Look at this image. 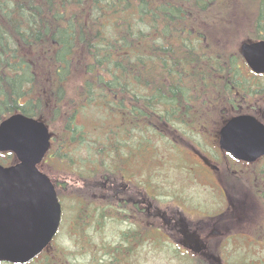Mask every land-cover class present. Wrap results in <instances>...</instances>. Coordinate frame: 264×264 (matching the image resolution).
<instances>
[{"label": "trees", "instance_id": "1", "mask_svg": "<svg viewBox=\"0 0 264 264\" xmlns=\"http://www.w3.org/2000/svg\"><path fill=\"white\" fill-rule=\"evenodd\" d=\"M228 1L235 10L254 11L251 0H0V121L22 112L56 125L58 137L49 128V152L55 146L54 155L70 171L78 167L80 178L91 179L122 154L127 140L148 148L149 137L165 138L158 116L170 129L187 132L189 104L199 120L200 101L229 103L230 96L235 105L234 91L263 96L264 89L244 77L235 45L228 46L234 25L218 38L225 49L204 30L202 15L212 7L222 15ZM256 1L259 15H252L255 27L245 37L264 30V0ZM72 81L78 86L69 94ZM102 122L109 124L104 138ZM12 160L11 152L0 153V163ZM254 172L255 193L264 206V159ZM74 205L78 212L77 200ZM84 207L92 210L88 202ZM83 225L75 223L78 232H85ZM103 243L98 248L117 261L115 254L123 251ZM48 249L26 264L42 255L45 264H76L65 251ZM225 259L222 264H235Z\"/></svg>", "mask_w": 264, "mask_h": 264}, {"label": "flooded vegetation", "instance_id": "2", "mask_svg": "<svg viewBox=\"0 0 264 264\" xmlns=\"http://www.w3.org/2000/svg\"><path fill=\"white\" fill-rule=\"evenodd\" d=\"M251 4L249 3V6L252 8L259 7V2L256 0H251ZM257 15L259 13L255 12L254 17ZM254 21L255 18L253 23ZM251 30L253 31V28ZM259 34L258 37H246L242 42L263 40L264 30H259ZM239 47H237L236 53L243 61L241 70L244 77L247 76L245 78L249 79L251 84L259 85L263 90L264 82H260L259 78L264 79V73H256L248 66L240 54ZM234 92L235 105L230 102V96L226 97L229 103L216 101L213 104L200 101L203 107L208 106L209 109L219 107L221 109V115L216 119L207 115L209 113L207 108L205 115H203L205 112L203 110L202 115L198 116L199 120L193 119L189 104L187 132L170 129L164 119L160 116L157 117L163 125L162 135L168 134L171 137L172 146L169 149L173 152L172 156L176 160V163H173L177 169L184 172L183 175L186 179L187 176H193L200 186L205 187L203 190L215 194L216 199L221 201L219 204L222 203V207L209 208L204 203L201 205V202L194 201L190 195H187V185L184 186V189L165 190L164 185L171 186L172 182H155L149 176L151 173H144L143 160L147 153L146 155L143 153L149 148L143 147V141L129 140V143L127 140L122 154H117L115 160L108 163L107 167L103 169L104 172L97 171L93 175L94 182L102 187L103 196L99 197L94 194L89 201H85L80 194L76 196L75 200L78 201L77 206L79 207L78 212H72L75 216L72 217L71 224H84L85 229L87 225L93 226L97 222L101 224L99 220H103L114 231L112 237L105 239V242L109 246L113 245L114 250L123 251V253L115 254L120 263L125 261L131 252L138 249L137 247L142 244L145 234L152 235L157 246L163 244L173 248L178 247L187 252H194L193 257L200 262L210 259L207 251L212 245L210 242L212 234L219 236L218 239L222 246L224 240L231 241L233 246L237 245L236 234H233V237H227L226 234L224 236L221 215L225 211H230L231 185L232 182H240V173L247 172L249 186L252 185L256 190L255 184L258 180L255 178V166L264 159V155L254 162L235 158L230 152L221 148L219 132L226 121L235 115L250 114L256 118L261 116L259 118L262 119L264 113L260 115L257 106L253 103L256 95ZM193 111L195 110L193 109ZM259 118L257 119L264 124ZM186 124L182 126L186 127ZM146 164L157 169L161 163L156 159ZM58 200L61 205L60 227L64 217V205L59 196ZM86 202L92 209L90 212L84 207ZM207 226H210V229L206 231ZM220 264H222V260Z\"/></svg>", "mask_w": 264, "mask_h": 264}, {"label": "rangeland", "instance_id": "3", "mask_svg": "<svg viewBox=\"0 0 264 264\" xmlns=\"http://www.w3.org/2000/svg\"><path fill=\"white\" fill-rule=\"evenodd\" d=\"M244 7L235 10L234 5H229L228 1L222 9V15H220L218 9L213 7L207 15H202L203 19H206H204V30L208 31L207 36L210 37V41L214 42L216 46L225 49V44L219 45L220 42L218 38L222 35L231 33V27L234 25L235 31L231 34V37H235V39L230 40L228 46L232 50V47L235 45V49L237 50V47H239L240 43L246 38L245 36H248L245 35V32L250 31L254 24L253 21L251 23L254 11L243 10ZM254 8L255 7H253V9ZM210 19L213 20V24L208 26V21ZM259 79L260 82H264L263 78ZM77 86L78 84L72 81L71 85L68 87L69 94L73 93ZM253 103L257 106L259 114L263 115L264 95L254 99ZM196 107L199 108V105ZM206 108L209 109L208 106H205L203 115L206 114ZM207 115L216 119L221 115V109L219 107L210 108ZM85 125L89 129L93 128V124L90 122L87 124L85 123ZM108 125L109 124L106 122L99 124V135L102 138H104V135L107 133L109 128ZM49 128L51 131L54 130V134L57 135V137L59 136L56 125L52 124ZM165 136L163 139H160L158 136L149 137L147 141L149 142V149H146L143 153L145 155L147 153L143 160L144 173H151L149 176L155 182H172V184L170 183L171 186L167 184L164 185L166 187L165 190L184 189V186L187 185V195H190L194 201L201 202V205L204 203V205L209 208L222 207V203L221 205L219 204L221 201L216 199L217 196L215 194L203 190L205 187L200 186L199 182L196 181L193 176H187L186 179L183 175L184 172L177 169L175 166L176 160L172 156L173 152L169 149V147L172 146L171 137L168 136V134ZM134 139L135 138H131L129 140L134 141ZM129 140L128 142L130 143ZM54 149L47 154L43 162L39 165V169L45 172L53 181L57 194L64 205L63 222L53 242V246H50L47 250L48 253L51 254L55 248L61 249L65 251L68 258L76 264H220L221 260L223 261L226 257V262H231L233 260L235 264H248L249 261L254 262V264H264V206L256 196L255 189L249 186L247 172H244L243 176H239L240 182H232L229 193L230 211H225L221 215V221L223 222L221 223V227L223 228L224 236L226 234L228 235L227 237H233V234H236L237 245L233 246L231 241L224 240V245L222 246L218 239L219 236L212 234L210 241L212 245L209 246L207 251L210 259H205V261L201 260L200 262L193 257L194 252H187L178 247L173 248L163 244L157 246L153 240L154 237L145 234L142 244L137 247L138 249L133 253L131 252L126 260L120 263V261H115L114 258L111 259L108 254H105L98 248L105 239L111 238L114 233L112 228H109L108 224L104 223L103 220H99L101 224L97 222L93 226L87 225L84 233L78 232L77 230L79 228L75 227V225L70 227L74 215L72 212L75 206L74 200L76 196L80 194L84 197L85 201H89L91 197L93 198L94 194L102 197L103 191L101 185L94 182V178H80L76 170L78 167L75 168V171H70L71 166H68L67 162L62 161L59 156L54 155L56 152ZM83 154L84 153L81 155ZM156 159L161 163L159 164V168L156 169L146 164ZM14 160H12L11 163H13ZM224 204H226V202H224ZM209 229L210 226H207L206 231ZM85 239L88 240L86 241ZM83 244L88 247L84 248ZM98 258H102V262H99L97 260ZM43 261L44 257L42 255L37 262H33L32 264H45Z\"/></svg>", "mask_w": 264, "mask_h": 264}, {"label": "water", "instance_id": "4", "mask_svg": "<svg viewBox=\"0 0 264 264\" xmlns=\"http://www.w3.org/2000/svg\"><path fill=\"white\" fill-rule=\"evenodd\" d=\"M239 51L248 66L264 73V39L244 41ZM221 148L254 162L264 155V124L250 114L231 117L219 132ZM51 146L45 122L22 112L0 121V152L15 162L0 163V263L26 264L55 236L61 205L50 177L39 169Z\"/></svg>", "mask_w": 264, "mask_h": 264}]
</instances>
